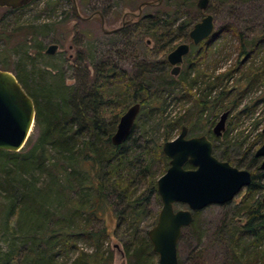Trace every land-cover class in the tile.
Here are the masks:
<instances>
[{"label": "trees", "instance_id": "trees-1", "mask_svg": "<svg viewBox=\"0 0 264 264\" xmlns=\"http://www.w3.org/2000/svg\"><path fill=\"white\" fill-rule=\"evenodd\" d=\"M32 1L6 8L17 13ZM185 7L196 11L197 1L181 0L176 11ZM178 16L155 13L140 16L138 21L126 20L121 28L109 31L122 35L119 44L113 42L105 48L79 42L76 54L66 56L68 68L46 64L42 69L35 65V58L44 54L43 40L35 43L36 55L28 48L32 41L29 34L37 25L18 17L15 30L10 31L7 15L0 18V40L16 36L20 45L27 46L14 68L34 97V131H38L19 151L0 149V166L14 164L13 169L0 173L1 195L7 203L0 232L8 235V245L0 246V264H111L114 251L105 248L111 236L110 216L116 220L115 234L125 242L126 264H158L143 225L150 223L152 227L161 208L156 182L169 166L162 143L172 140V134L183 125L193 133V117L184 122L162 116L168 98L175 95V101L192 103L196 111L209 110L213 116L203 123L202 134L210 137L218 113L239 106L262 73V67H246L243 60H253L264 47V30L246 41L236 26L225 24L186 55L185 70L173 76L166 70L167 59L158 57H165L180 42L190 41L188 33L197 22L196 16L189 14L176 23ZM38 31L36 27L32 33L37 35ZM224 33L237 41L238 57L216 74L202 66L213 48V39ZM3 54L0 48L2 68L12 69L11 56ZM123 60H132L134 74L127 71ZM237 73V85L245 79L244 86L229 88L227 83ZM136 102L142 108L130 137L124 143H114L112 135L121 116ZM252 106H244L238 115L247 114ZM156 111L159 117L153 115ZM149 118H159L155 132L147 128ZM263 140L261 130L247 143L244 159L239 160L222 152L217 157L213 146L217 158L251 172L252 182L233 212L242 215L243 222L232 218L218 234V239L227 241L229 264H264V176L259 169L260 158L253 151ZM248 155L250 160L244 162ZM185 167L191 166L187 163ZM195 218L193 213L189 227ZM85 240L93 246L92 252L82 248ZM178 264L182 263L178 260Z\"/></svg>", "mask_w": 264, "mask_h": 264}, {"label": "rangeland", "instance_id": "rangeland-1", "mask_svg": "<svg viewBox=\"0 0 264 264\" xmlns=\"http://www.w3.org/2000/svg\"><path fill=\"white\" fill-rule=\"evenodd\" d=\"M148 0H34L24 10L17 13H11L6 7L0 6V18L7 15L8 26L10 31H14V22L21 18V20L32 21L35 25L33 30L38 28V34H29L32 37V41L28 44V48L32 49L33 54H37L36 42H44V54L37 55L35 58V65L38 69H42L46 64H56L58 66L69 67V62L66 61V56L70 57V54H76L78 51V43L86 42L87 46L93 47L103 46L109 48L112 43L119 44L123 38L114 34H109L110 30L121 28L124 25V18L128 21H138L140 16L145 14L155 15V13L162 14L163 16H177L179 20L185 19L189 14L195 15L196 20L199 21L205 13L213 14L215 30L224 26L225 24H232L243 33L246 41L251 40L257 36L258 33L264 30V0H210L208 8L203 10H190L182 8L180 12L176 11L179 7L181 0H164L163 3H158L157 0H150L153 3L144 4ZM197 1V0H195ZM140 7V15H138V9ZM9 11V13H6ZM5 22V23H6ZM50 24L44 26L43 24ZM4 25V24H3ZM0 22V27H1ZM44 26V27H43ZM19 36V35H18ZM37 37L36 39H33ZM20 38L14 37L7 41L0 40V48L4 52L3 56H11L13 61L12 71L17 74L14 67L20 62V56H23L24 49L27 46L20 45ZM146 38L141 42V48L145 44ZM56 42L59 44L57 55L54 57L49 56L50 53L46 52V49L50 44ZM237 41L229 34H223L222 36L215 37L212 41L213 48L208 53L203 66L210 72L216 74L224 71V69L233 65L237 60L238 51L236 49ZM120 46V45H118ZM191 51L195 52L198 45H191ZM144 47V46H143ZM143 51L142 49H140ZM173 50V49H172ZM140 53H145L141 52ZM190 51V53H191ZM170 52V51H169ZM168 54V53H167ZM159 56L158 59H166ZM242 59V58H241ZM73 61V59L71 60ZM187 60L180 66V70L184 71L187 64ZM245 66L252 65L254 67H262L260 71V79L255 80L253 86L250 88L244 97L241 99V103L233 110H229L228 118L226 120V129L223 132L225 136L219 138L212 137V133H209L213 141V146L217 148L216 156L225 153L231 159H244V149L248 142L259 133L264 127V47L259 51L257 57L252 59L243 60ZM251 63V64H250ZM123 64L127 67V71L134 74V68L132 60H123ZM162 66V65H159ZM2 67V64H0ZM171 66L168 64L166 70L169 71ZM180 71V72H181ZM193 74V72H192ZM191 74V76H192ZM70 75V74H69ZM68 75V76H69ZM71 77V76H69ZM72 78H70L71 80ZM227 83L229 88L236 84L239 87L244 86L245 79L241 80L237 85L239 79V73ZM74 81V80H71ZM198 85V84H197ZM235 86V87H236ZM196 91H199L195 87ZM194 89V90H195ZM175 95H171L168 98L167 106L162 111V116L166 120L181 118L184 122L188 121L189 117H193L192 130L193 133H189L190 136L194 134H202L203 123L206 119L212 118V113L209 110L196 111L194 105L189 102H178L174 100ZM250 111L247 114H240L239 110L244 106L250 107ZM224 111V110H223ZM160 112L153 113L155 117H159ZM221 113H218L216 121L219 119ZM163 121V120H162ZM159 118L148 120L147 128L155 132L153 128L157 129L156 125H159ZM214 123V124H215ZM162 124L160 125V131H162ZM229 128V129H228ZM35 129V128H34ZM34 132V136L37 134V130ZM228 129V130H227ZM159 131V132H160ZM177 133H173L175 137ZM205 135V134H203ZM172 137V138H173ZM257 144L255 151L262 143ZM26 146L24 149H27ZM24 151V150H23ZM249 155L244 162L250 160ZM14 165V164H13ZM12 164H4L0 166V173L7 172L9 169H13ZM16 174V172H12ZM240 191L229 203L214 205L210 204L208 207L198 210L195 213L194 224L187 228H183L180 238L177 243L178 260L182 264H229L227 255L229 253L227 241L218 239V234L223 224H228L232 218H238L240 222H243L242 215H234V211L237 203L243 196V191ZM1 195V189H0ZM2 196V197H1ZM0 196V230L3 224V207L6 205V201L3 195ZM157 207V206H156ZM174 209H186L187 206L181 203H175ZM109 227H111V236L107 238L105 248L114 251V258L111 264H123L127 263L128 256L126 254L125 242L115 234L116 220L110 216L108 218ZM145 223L143 226L150 228ZM5 232H0V246L4 247L8 245ZM224 236V235H223ZM227 238V237H226ZM224 236V239H226ZM227 240V239H226ZM81 246L85 251L92 252L93 246L88 241H82ZM199 252L202 254L199 255Z\"/></svg>", "mask_w": 264, "mask_h": 264}, {"label": "water", "instance_id": "water-1", "mask_svg": "<svg viewBox=\"0 0 264 264\" xmlns=\"http://www.w3.org/2000/svg\"><path fill=\"white\" fill-rule=\"evenodd\" d=\"M29 1L31 0H0V6L17 8L28 4ZM209 3L210 0H197L198 10L205 11ZM214 29L213 14L205 13L188 33L191 44L198 45L212 36ZM58 49L59 44L53 42L46 51L54 54ZM190 50L189 43L180 42L168 52L166 59L172 66V75L179 74L183 57L189 54ZM140 109V103L136 102L125 110L112 135L114 143H124L130 137ZM36 113L34 97L28 93L18 75L11 69L0 67V149L21 150L32 134ZM228 115L227 110L219 116L212 131L214 136L224 131ZM182 127L177 136L162 143V150L169 159V166L157 179L161 208L157 214V221L147 230L153 252L158 255V264H178V239L183 228L192 223L194 212L210 204L231 202L252 182L248 169H238L213 155V144L209 137L205 135L186 137L188 128L185 125ZM254 156L261 158L259 169L264 176V142L255 150ZM186 162L193 168H185ZM262 202L264 203V196ZM175 203L184 204L187 208L174 209Z\"/></svg>", "mask_w": 264, "mask_h": 264}, {"label": "flooded vegetation", "instance_id": "flooded-vegetation-1", "mask_svg": "<svg viewBox=\"0 0 264 264\" xmlns=\"http://www.w3.org/2000/svg\"><path fill=\"white\" fill-rule=\"evenodd\" d=\"M8 7H9V6H8ZM138 15H140V10H139V9H138ZM123 21H124L123 23L127 22V21L125 20V18H124ZM186 42L189 43L190 46L193 45V44H191V41H186ZM199 44H200V43H199ZM199 44H198V45H199ZM194 46H196V45H194ZM191 47H192V46H191ZM173 49H174V48H173ZM190 51H191V50H190ZM189 53H190V52H189ZM187 55H188V54H187ZM184 57H185V56H184ZM184 57H183V58H184ZM184 59H185V58H184ZM183 62H184V60H183ZM183 62H182V63H183ZM167 63H168V62H167ZM182 63H181V64H182ZM168 64H169V63H168ZM181 64H180V66H181ZM169 65H170V64H169ZM170 66H171V65H170ZM171 68H172V66H171ZM171 68L169 69V70H170V73H171ZM180 71H181V70H180ZM179 73H180V72H179ZM171 74H172V73H171ZM173 76H174V75H173ZM176 76H177V75H176ZM214 126H215V124H214ZM187 128H188V127H187ZM213 128H214V127H213ZM213 128H212V131H213ZM225 129H226V127H225ZM225 129H224V131H225ZM180 131H181V130H180ZM180 131L177 133V135L180 133ZM224 131H223V132H224ZM223 132H222L220 135H218V136H214V134H213V136L216 137V138H217V137H221V135L223 134ZM189 133H190V132H189V129H188L186 137L199 136V134H198V135H197V134H194V136H190ZM212 133H213V132H212ZM177 135H176V136H177ZM200 135H203V134H200ZM205 136H207V135H205ZM207 137H208V136H207ZM173 138H174V137H173ZM173 138H172V139H173ZM209 139L212 141V139H211L210 137H209ZM212 144H213V141H212ZM212 148H213V147H212ZM213 150H214V148H213ZM213 155H214V153H213ZM214 156H215V155H214ZM215 157H216V156H215ZM216 158H217V157H216ZM217 159H219V158H217ZM168 160H169V159H168ZM220 160H221V159H220ZM223 161H224V160H223ZM260 161H261V158H260ZM187 163H188V162H186V163L184 164V167H185V165H186ZM228 163H229V162H228ZM188 164H189V163H188ZM189 165H190V164H189ZM231 165H232V164H231ZM190 166H191V165H190ZM185 168H187V167H185ZM190 168H193V167L191 166ZM236 168H237V167H236ZM192 217H193V214H192Z\"/></svg>", "mask_w": 264, "mask_h": 264}, {"label": "bare ground", "instance_id": "bare-ground-1", "mask_svg": "<svg viewBox=\"0 0 264 264\" xmlns=\"http://www.w3.org/2000/svg\"><path fill=\"white\" fill-rule=\"evenodd\" d=\"M213 32H214V31H213ZM212 35H213V33H212ZM210 37H211V36H210ZM208 38H209V37H208ZM141 108H142V107H141ZM140 111H141V109H140ZM139 113H140V112H139ZM139 113H138V114H139Z\"/></svg>", "mask_w": 264, "mask_h": 264}]
</instances>
